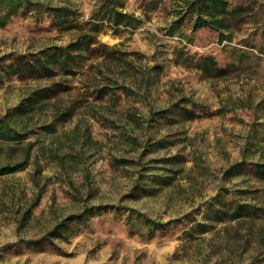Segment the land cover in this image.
I'll return each mask as SVG.
<instances>
[{"label": "rangeland", "instance_id": "obj_1", "mask_svg": "<svg viewBox=\"0 0 264 264\" xmlns=\"http://www.w3.org/2000/svg\"><path fill=\"white\" fill-rule=\"evenodd\" d=\"M45 1L71 5L86 21L103 0ZM126 1V9L143 23L134 31L106 28L99 35L121 59L105 57L102 52L108 48L102 47L75 74L34 78L0 70V115L34 90L57 82L66 86L47 98L43 109L34 110L25 120L27 128L20 119L27 133L23 139H0V166L25 163L23 169L0 175V264H264V217L217 222L197 238L188 235L190 227L184 222L174 223L150 237L139 221L128 223L126 213L108 211L93 215L81 232L74 231L76 226L46 238L69 215L99 204L134 207L169 221L210 202L222 187L235 193L247 189L244 199L264 203V180L249 173H227L245 158L264 161L262 22L243 24L228 47L219 44L218 34L210 29L196 34L188 48L215 52L223 64L238 60L243 51L250 56L238 71L213 77L174 61L183 42L169 34L180 9L177 0ZM258 3L255 7L264 18V0ZM186 20L183 28L192 33L191 16ZM79 31L59 28L46 14L20 15L0 28V62L68 44ZM156 63L164 65L159 75L150 69ZM146 76L154 77L151 84ZM106 84L130 86L141 94L128 96L119 89L117 95L98 96L95 88ZM183 95L210 110L226 111L172 125L145 121L151 108L169 107ZM71 105L76 107L71 118L56 119L58 111ZM129 110L144 120L141 125L129 119ZM170 133H175L169 138L175 144L146 149L150 139ZM251 142L256 144L249 149ZM180 151L190 158L199 156V165L189 160L174 184L157 194L136 192L141 165L113 163L116 157H128L151 164V159Z\"/></svg>", "mask_w": 264, "mask_h": 264}, {"label": "trees", "instance_id": "obj_2", "mask_svg": "<svg viewBox=\"0 0 264 264\" xmlns=\"http://www.w3.org/2000/svg\"><path fill=\"white\" fill-rule=\"evenodd\" d=\"M177 1L180 3V9L170 25L169 34L183 42H181V46L176 48L175 63L186 68L199 69L204 74L213 77H224L238 71L243 60L250 57L244 51L240 53L238 60H230L227 64H223L215 52H201L197 48L189 49L188 44L195 43L196 34L202 29H210L216 32L219 44L225 43V47H228L226 43L233 40L235 32L243 24L251 22L260 24L262 22L260 28L264 30V18L259 16L261 10H259V6L258 11L255 7L259 4V0H242L240 2L233 0ZM126 3V0H103L94 14L84 21L80 20L81 13L71 5H53L45 0H0V28L9 25L16 17L32 12L37 17L46 14L61 29L80 30L78 37L68 44H55L38 53L20 55V57L11 59L9 62L1 61L0 70L9 75L15 74L19 77L34 78L52 77L60 72L75 74L79 68L85 65L87 58L97 54L102 47L108 48L102 52L105 57L121 59L120 56L116 55L117 50L110 49L107 44L100 42L99 35L106 28H110L115 33L127 30L134 31L143 23L140 16L126 9ZM189 16H191L192 21V33H188L183 28ZM97 43H100V46H95ZM163 68L164 65L161 63H156L150 67L151 70L156 71V75H159ZM144 79L148 85L151 84L154 77L146 76ZM65 87L61 82H57L48 87L34 90L19 105L10 109L6 114L0 115V139L9 141L23 139L27 133L22 131L20 119H23L22 126L27 128L25 120L32 117L34 110L36 108L43 109L47 105L46 99L56 96L59 90L65 89ZM119 89H122L128 96L141 94L136 89L126 85L106 84L95 88L100 97L107 94L117 95ZM58 108L60 109V107ZM75 108V105H71L66 107L64 111H58L56 119L67 121L74 115ZM225 111L226 108L223 107L210 110L191 96L183 95L169 107L158 110L151 108L150 116L146 117L145 121L149 124L164 121L172 125L185 120L191 121L204 116L222 114ZM127 113L129 119L134 120L137 125H141L144 121L135 111L129 110ZM48 127L51 128L53 125L48 124ZM174 134L170 133L157 140L150 139L146 149L150 151L160 150L168 147L169 143L175 144V139L169 140L170 137L175 136ZM255 144V142H251L249 149ZM191 159L195 166L199 165V156L190 158L181 151L151 159V164H144L128 157H116L113 163L118 166L141 165L137 170L136 192L140 190L142 194H157L162 187L174 184L178 175L186 169V163ZM24 167V162L6 164L0 166V175L12 173ZM227 173L228 175L249 173L264 180V161L245 158L233 164ZM248 192L247 189H239L237 192L241 194L239 196L229 188L222 187L210 202L207 201L198 205L195 210L187 213L184 217L169 221L158 219L134 207L99 204L87 207L81 213L69 215L46 238L50 239L53 236L63 235L76 226L77 229L74 231L81 232L83 229L81 225L87 224L93 215L108 211L126 213L128 223H131L133 219L139 221L142 228L145 229H142L143 232L150 237L158 232L166 231L174 223L184 222L190 227V232H187L188 235L197 238L200 237L198 235L216 227L217 222L264 217V203L248 201L242 197ZM37 241L42 240H33L32 242Z\"/></svg>", "mask_w": 264, "mask_h": 264}]
</instances>
